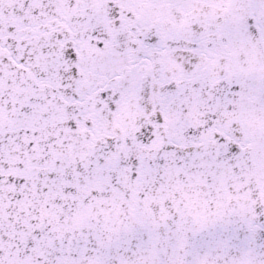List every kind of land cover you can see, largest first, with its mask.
Listing matches in <instances>:
<instances>
[{
    "label": "snow or ice",
    "instance_id": "6c2138e0",
    "mask_svg": "<svg viewBox=\"0 0 264 264\" xmlns=\"http://www.w3.org/2000/svg\"><path fill=\"white\" fill-rule=\"evenodd\" d=\"M0 264H264V0H0Z\"/></svg>",
    "mask_w": 264,
    "mask_h": 264
}]
</instances>
